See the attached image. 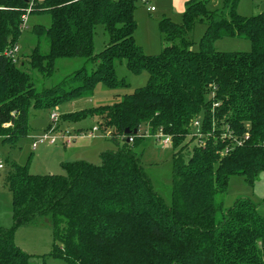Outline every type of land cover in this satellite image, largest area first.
<instances>
[{"label": "trees", "instance_id": "obj_1", "mask_svg": "<svg viewBox=\"0 0 264 264\" xmlns=\"http://www.w3.org/2000/svg\"><path fill=\"white\" fill-rule=\"evenodd\" d=\"M29 13L48 14L49 26L31 32L45 37L17 65L6 50L23 32L28 0H0V138L14 145L29 132V109H53L90 93L98 85L128 84L116 75L124 60L147 83L119 101L84 108L64 117H92L96 129L123 143L99 154L100 165L77 160L61 163L60 174H31L27 163L11 164L5 180L11 194L12 226L0 224V264H29L30 255L13 242L24 225L49 221V253L65 264H264V217L248 198L223 208L218 199L233 175L253 185L264 172V12L237 13L239 0L208 10L206 0H188L180 23L163 17V43L157 54L137 45V0H33ZM206 28L198 49L189 34ZM101 26L107 43L94 52ZM223 37L250 42L248 52L213 48ZM81 57L82 66L60 83L37 91L24 66L49 76L57 58ZM198 121V141L186 154L185 141ZM146 127L171 137L170 203L154 190L134 150ZM129 133H125V131ZM141 131V132H140ZM129 139H132L129 141Z\"/></svg>", "mask_w": 264, "mask_h": 264}, {"label": "rangeland", "instance_id": "obj_2", "mask_svg": "<svg viewBox=\"0 0 264 264\" xmlns=\"http://www.w3.org/2000/svg\"><path fill=\"white\" fill-rule=\"evenodd\" d=\"M206 1L207 9L211 11L222 9L225 3V0ZM147 6H154L155 12L147 13L145 10ZM182 9L183 2H177V0H137L134 11V18L137 23L134 38L137 45H140V42L143 43L145 39L147 43L150 42L151 32L155 26L154 22L163 15L176 23H180ZM236 11L245 17L264 12V0H239ZM36 24L49 26L50 16L48 14L28 15L17 43L18 66L22 60L26 59L36 44H38L41 53L48 51L47 39L41 37L38 40L31 32L32 27ZM205 28L204 23H197L194 26L189 34V40L192 42L191 49L195 51L198 49L199 40ZM156 32L159 34L158 31ZM107 40L106 33L101 26H98L94 38V52H99ZM162 46L163 43L160 40V46L154 50L157 52L149 53L144 49L142 50L147 54H157ZM213 48L222 52H248L251 49V44L243 38L223 37L214 41ZM148 49L150 48L148 47ZM82 66H86L87 69L93 67L86 63L84 58L74 57L57 58L54 62L53 73L49 76L30 69L27 65L23 68L29 74L36 90L41 91L60 83ZM115 68L117 77L123 78L128 84L126 87L111 89L98 84L90 93H85L77 99L64 101L51 110L30 108L28 135L14 145L3 144L0 138V162L4 166L0 171V224L3 227L10 228L12 226L11 194L5 180L11 169V164L24 165L28 162V171L31 174H60L62 173L61 163L63 162L83 160L94 165H100L99 154L101 152L115 151L123 143L121 138L114 140L104 136L96 129V123L92 117L86 116L78 121L64 117V115L84 108L112 104L119 101L123 95L131 93L134 89L147 83L148 73L145 70L137 74L131 73L126 68L124 60L116 62ZM51 113H56V119H51ZM197 128L198 126L192 122L190 133L186 136L185 141H191L192 138L193 140L189 143L186 154L190 153L193 144L198 141L199 134L195 131ZM43 132L56 137L54 143H49L48 140L43 143L37 142V147L32 148L34 138L42 135ZM143 132H145L144 137L138 141L134 150L141 154L142 163L154 190L163 197L166 203H170L172 154L178 149H174L172 144L163 145V138L158 137V133L149 134L146 127L142 128L141 133ZM238 197L251 200L257 207L258 213L264 217V172L258 175L252 186L248 185L242 176H231L226 191L218 196V199L223 201V208H228ZM13 242L30 255L29 264H65L62 259L49 255L52 248V233L46 217H40L35 224L17 228L14 232Z\"/></svg>", "mask_w": 264, "mask_h": 264}, {"label": "built area", "instance_id": "obj_3", "mask_svg": "<svg viewBox=\"0 0 264 264\" xmlns=\"http://www.w3.org/2000/svg\"><path fill=\"white\" fill-rule=\"evenodd\" d=\"M28 6L26 8V11H25V14L23 15V25L25 27V22L28 18V15L29 13L31 12L33 6H34V1L33 0H28ZM154 8L151 7L149 8V10H153ZM17 52H18V48H17V45L13 46L12 48L6 50V55L11 57V58H14V61L16 59V55H17ZM56 113H51L50 117L51 119H56ZM194 124L197 125L199 127V123L198 121H194ZM95 129V128H94ZM198 132V131H197ZM158 137H162V144L163 145H167V144H171V137L169 135H165V134H162V133H158ZM36 139V140H35ZM46 140L49 141V143H54V141L56 140V137L52 136L50 133H44L42 135H39L37 137L34 138L33 142H32V148H36L37 147V142L38 143H43L45 142ZM132 139H129V141H131ZM3 168V164L0 162V170Z\"/></svg>", "mask_w": 264, "mask_h": 264}, {"label": "crops", "instance_id": "obj_4", "mask_svg": "<svg viewBox=\"0 0 264 264\" xmlns=\"http://www.w3.org/2000/svg\"><path fill=\"white\" fill-rule=\"evenodd\" d=\"M188 0H177V2H183V9H182V12L184 11V8H185V3L187 2ZM151 7H153L154 9L153 10H149V8H151ZM145 10H146V12L147 13H150V12H152V11H154L155 12V7L154 6H147V7H145ZM182 14V13H181ZM165 15H163L161 18H163ZM151 18V17H150ZM160 18V19H161ZM160 19H156L155 20V22H154V24H155V26L153 27V30H152V26H151V30H152V32H151V36H150V42L149 43H147V41H146V39L143 41V43L142 42H140V47H141V49H144L146 52H149V53H152V52H157V51H154V50H157L158 49V47L160 46V40H161V35H160V33H159V30H158V21L160 20ZM154 21V20H153ZM137 28V27H136ZM136 31V30H135ZM156 31H158V33L159 34H157V32ZM134 35H135V33H134ZM148 47L150 48V49H148ZM162 48V47H161ZM160 51H161V49H160ZM145 52V53H146ZM147 54V53H146ZM72 142H74V141H72ZM3 168H4V166H3ZM2 168V169H3ZM1 169V170H2ZM0 170V171H1ZM239 198V197H238Z\"/></svg>", "mask_w": 264, "mask_h": 264}, {"label": "water", "instance_id": "obj_5", "mask_svg": "<svg viewBox=\"0 0 264 264\" xmlns=\"http://www.w3.org/2000/svg\"><path fill=\"white\" fill-rule=\"evenodd\" d=\"M125 133L127 134V133H129V132L126 130Z\"/></svg>", "mask_w": 264, "mask_h": 264}]
</instances>
